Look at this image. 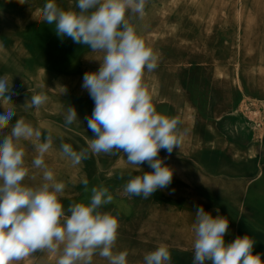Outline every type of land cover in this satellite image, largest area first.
<instances>
[{"label": "rangeland", "instance_id": "obj_1", "mask_svg": "<svg viewBox=\"0 0 264 264\" xmlns=\"http://www.w3.org/2000/svg\"><path fill=\"white\" fill-rule=\"evenodd\" d=\"M56 3L65 10H78L77 0H56ZM126 19L158 57V67L152 72L145 70L143 77L152 104L158 114L178 117L183 135L180 147L174 148L170 156L160 150L159 158L174 170L173 180L151 197L163 201L159 206L164 208H179L186 218L192 206H200L199 202L204 200L211 202L210 211L216 212L218 208L228 219L227 234L242 231L264 244V188L254 181L256 175L246 172L264 160V153L252 148L264 137V0H147L143 18L129 12ZM50 30L54 51L69 56L70 74L65 84L54 80L53 99L62 107L53 108L57 118L51 124L66 137H77L83 149L93 138L85 117L94 108L93 99L82 88L83 75L98 71V60L103 54L93 53L70 37L59 39L54 24ZM219 92L224 93L223 105L212 97ZM69 106L76 109L78 120L66 126ZM43 142H16L25 151V166L29 171L35 169L23 181L29 186L43 182L45 169L32 163L39 155L36 145ZM63 142L79 146L74 140ZM43 159L57 182L68 179L78 184L65 187L59 194L66 213L68 206L81 198L90 204L94 185L108 188L117 202L135 201L138 203L134 205L144 207L151 201L150 197L144 199L125 193L130 178L153 169L145 162L138 170L127 162L122 152L89 154L88 159L73 165L62 149L52 144ZM221 162L223 171L203 175L206 183L194 174L200 164L219 167ZM83 179L89 181L87 189ZM111 205L114 203L106 204V208ZM190 233L161 237L169 247L172 264H193L195 235ZM143 239L146 237L120 236L113 252L126 251L128 264H143L144 255L150 252L143 250L146 248ZM171 240L177 244H171ZM62 249L60 245L55 253L37 251L21 264H57ZM92 264L109 262L97 254Z\"/></svg>", "mask_w": 264, "mask_h": 264}, {"label": "clouds", "instance_id": "obj_2", "mask_svg": "<svg viewBox=\"0 0 264 264\" xmlns=\"http://www.w3.org/2000/svg\"><path fill=\"white\" fill-rule=\"evenodd\" d=\"M146 3L147 0H77L78 10H65L56 0H47L42 10L43 21L55 25L59 39L70 37L93 53L103 54L98 71L85 72L82 83L94 101L92 114L85 117L93 138L79 152L62 144L63 154L73 165L88 159L89 154L121 152L138 170L146 162L153 171L133 176L124 189L129 196L144 199L172 183L174 170L159 158V152L163 149L170 156L183 140L179 118L158 114L143 82L145 70L152 72L158 67V57L126 14L143 18ZM12 95L9 81L0 78V105H12ZM47 99L44 93L33 94L25 106L39 108ZM14 116L13 108L5 109L0 114V129L7 128ZM77 120L76 109L69 106L65 125ZM33 136L39 139L40 130L17 118L10 135L0 141V264H21L37 251L55 253L60 245L63 249L57 264H92L97 254L109 264H128L126 251L113 252L118 238L117 217L99 211L113 201L108 188L92 187L90 204H71L65 212L59 198L65 184L56 181L43 159L52 147L50 134L36 145L39 155L32 161L34 167L45 169L43 182L36 186L23 183L29 169L25 166V151L16 142ZM88 183L82 180L86 189ZM216 212L213 216L203 207L195 212L193 264H264L261 254H254L255 241L248 235L225 242L229 221L219 215L218 208ZM143 264H172L169 247L158 245L144 255Z\"/></svg>", "mask_w": 264, "mask_h": 264}, {"label": "crops", "instance_id": "obj_3", "mask_svg": "<svg viewBox=\"0 0 264 264\" xmlns=\"http://www.w3.org/2000/svg\"><path fill=\"white\" fill-rule=\"evenodd\" d=\"M46 0H0V78H5L11 84L12 105H0V114L5 109L11 107L15 110L14 116L9 122V126L0 129V141L6 135H10L11 127L15 124L17 118H23L26 123L31 124L34 129L41 132V137L37 139L35 136L27 139L28 141H44L47 135L53 138V146L61 149V145L65 142L74 140L79 142V146L72 147L79 152L80 140L77 137H66L60 129L54 128L51 124L52 119L57 118L53 115V108L62 107L59 101L53 99V83L60 82L61 85L70 80L69 74V56L62 51L55 52L52 46V38L50 34V26L42 19V10ZM59 80V81H58ZM44 85V87H41ZM44 93L47 95V101L39 108L26 107L30 103L33 94ZM257 96V94H254ZM214 100H219L224 104V93L219 92L212 95ZM219 104V105H221ZM5 108V109H4ZM59 118V117H58ZM20 140H25L21 138ZM55 141H59L57 144ZM63 142V143H61ZM68 144V143H66ZM58 145V146H55ZM264 153V137L260 143L252 147ZM261 160V159H260ZM257 166L248 169L246 172L254 174V181L264 188V160H261ZM194 169L195 176L201 178L206 183L203 175H213L219 171H223L222 162L219 167H213L207 164H200ZM34 172L35 169H30ZM65 187L78 186L71 183V180H62ZM94 187L100 188L98 185ZM157 197H150L151 201H147L148 206L139 207L134 205L138 202L115 201L114 206L106 208L102 205L99 209L101 212H108L116 216L119 222L118 237L127 235H139L146 237L143 250L152 251L160 244H165L163 238L165 236H178L184 234H194V225L196 223V210L203 207L206 212L213 216L217 212H211L209 206L211 202L204 200L200 206H192L190 216L182 217L179 208L169 206L164 208L159 204L163 201L156 200ZM114 199V198H113ZM78 203L89 204L86 198H81ZM223 205V201H219ZM193 204V203H191ZM197 205V204H196ZM168 209V210H167ZM162 210V211H161ZM219 215L223 216V212L219 211ZM139 228L142 231L133 232ZM185 230H189V233ZM236 230V229H235ZM246 233L237 231L236 233H228L224 239L226 243L232 242L236 237L244 236ZM156 237V238H154ZM252 239V238H251ZM255 247L254 254H261L264 260V244L259 239L254 238ZM176 240H171V244ZM170 245V244H168ZM173 250V249H172ZM171 250V251H172Z\"/></svg>", "mask_w": 264, "mask_h": 264}]
</instances>
